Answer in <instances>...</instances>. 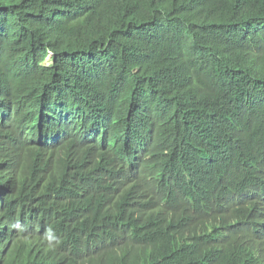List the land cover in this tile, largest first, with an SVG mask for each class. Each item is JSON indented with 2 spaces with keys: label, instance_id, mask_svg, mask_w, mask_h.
I'll return each instance as SVG.
<instances>
[{
  "label": "trees",
  "instance_id": "1",
  "mask_svg": "<svg viewBox=\"0 0 264 264\" xmlns=\"http://www.w3.org/2000/svg\"><path fill=\"white\" fill-rule=\"evenodd\" d=\"M262 224L264 0H0V264H264Z\"/></svg>",
  "mask_w": 264,
  "mask_h": 264
},
{
  "label": "clouds",
  "instance_id": "2",
  "mask_svg": "<svg viewBox=\"0 0 264 264\" xmlns=\"http://www.w3.org/2000/svg\"><path fill=\"white\" fill-rule=\"evenodd\" d=\"M80 138V143L82 144H86L87 143V138L82 134L79 136ZM67 138V136H63V140H65ZM74 153H72V155H70L69 157L71 158L73 156ZM103 157H107V156H102V155H99L97 156L91 163L94 164V165H97ZM113 159V158H112ZM104 165H101L98 167L97 171L98 173L96 172L95 174V182L92 184L94 190H102V191H106V192H112V191H115V186H114V183H113V177H112V172L114 170V165H112L110 168L108 169H104ZM96 182H100L101 185L100 186H97L95 187L94 185L96 184ZM133 186H134V189L136 191V193L138 194V190H137V184L133 181ZM264 229V224L261 225V227L259 228V230H263Z\"/></svg>",
  "mask_w": 264,
  "mask_h": 264
}]
</instances>
